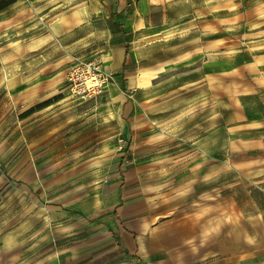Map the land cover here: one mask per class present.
<instances>
[{"label":"crops","instance_id":"obj_1","mask_svg":"<svg viewBox=\"0 0 264 264\" xmlns=\"http://www.w3.org/2000/svg\"><path fill=\"white\" fill-rule=\"evenodd\" d=\"M130 48H150L151 62L143 56L129 86L184 98L155 124L169 168L142 178L133 202L73 205V219L107 236H63L49 259L48 236L21 247L7 234V264H264V0H0V62L17 112L57 103L74 59L132 75Z\"/></svg>","mask_w":264,"mask_h":264},{"label":"rangeland","instance_id":"obj_2","mask_svg":"<svg viewBox=\"0 0 264 264\" xmlns=\"http://www.w3.org/2000/svg\"><path fill=\"white\" fill-rule=\"evenodd\" d=\"M239 34L227 32L225 37ZM240 55L246 57L244 52ZM143 56L150 65V48H130L125 70L136 72H110L105 91L91 98L75 97L66 74L57 103H39L35 108L42 110L32 114L17 112L7 86L11 66L0 62V249L8 245L7 234L17 236L21 247L28 236H34L32 244L48 236L52 259L56 244L61 249L67 242L63 236H107L105 230L91 227L93 220L73 219V205L100 197L111 209L119 200L133 202L141 195L137 189L142 178L151 179L153 171L169 168V138L155 124L173 119L175 105L183 104L184 98L154 97L151 82L146 88L128 85L139 73ZM103 214L116 215L113 210ZM8 258L0 251L1 264Z\"/></svg>","mask_w":264,"mask_h":264},{"label":"built area","instance_id":"obj_3","mask_svg":"<svg viewBox=\"0 0 264 264\" xmlns=\"http://www.w3.org/2000/svg\"><path fill=\"white\" fill-rule=\"evenodd\" d=\"M112 79V74L94 59H74L67 70V85L79 99L101 92Z\"/></svg>","mask_w":264,"mask_h":264},{"label":"bare ground","instance_id":"obj_4","mask_svg":"<svg viewBox=\"0 0 264 264\" xmlns=\"http://www.w3.org/2000/svg\"><path fill=\"white\" fill-rule=\"evenodd\" d=\"M141 84H145V81H144V80H142V81H141Z\"/></svg>","mask_w":264,"mask_h":264},{"label":"trees","instance_id":"obj_5","mask_svg":"<svg viewBox=\"0 0 264 264\" xmlns=\"http://www.w3.org/2000/svg\"><path fill=\"white\" fill-rule=\"evenodd\" d=\"M44 103H46V102H44Z\"/></svg>","mask_w":264,"mask_h":264}]
</instances>
